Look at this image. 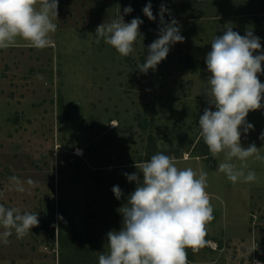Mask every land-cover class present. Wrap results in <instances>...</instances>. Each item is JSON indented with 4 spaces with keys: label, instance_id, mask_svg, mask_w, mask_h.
<instances>
[{
    "label": "rangeland",
    "instance_id": "obj_1",
    "mask_svg": "<svg viewBox=\"0 0 264 264\" xmlns=\"http://www.w3.org/2000/svg\"><path fill=\"white\" fill-rule=\"evenodd\" d=\"M149 3L155 20L142 11ZM161 5L185 39L145 74L138 65L159 37ZM120 14L126 23L143 21V39L127 57L95 35ZM55 22L53 47L18 40L0 50V203L39 213L23 239L13 233L0 242V264H99L107 233L122 228L119 209L137 186L125 173L142 180L135 164L157 153L208 174L214 219L208 244L186 250L190 264H264V161H247L255 182L233 184L218 171L224 154L213 157L199 135L204 109L216 110L204 92L211 42L229 27L241 36L251 31L264 53V0H59ZM258 78L264 83V73ZM246 122L253 128H241V146L255 144L264 155V107ZM13 175L36 186L17 193Z\"/></svg>",
    "mask_w": 264,
    "mask_h": 264
},
{
    "label": "clouds",
    "instance_id": "obj_2",
    "mask_svg": "<svg viewBox=\"0 0 264 264\" xmlns=\"http://www.w3.org/2000/svg\"><path fill=\"white\" fill-rule=\"evenodd\" d=\"M58 4L59 0H0V50L17 46L18 40L37 50L53 47ZM151 8L149 3L142 11L149 20H155ZM123 11L128 14L133 9L129 6ZM166 11L161 5L159 37L147 46L148 54L138 65L142 73L155 70L167 57L170 46L185 39L177 20L173 18L170 23L164 20ZM142 23L140 18L126 23L120 14L117 19L98 25L95 35L98 41L102 38L127 57L134 52L137 39H143L139 31ZM205 63L210 76L204 92L216 110L204 109L199 117V135L213 157L224 154L218 171L229 181L253 183L257 175L255 171H245L247 161L250 158L264 161V155L255 144L241 146V128L245 133L252 129L246 117L250 111L264 107L261 103L264 83L258 78V73H264L260 38L251 31L241 36L229 27L212 40ZM260 139L264 140V134ZM135 167L142 173V180L137 173H125L128 181H135L137 186L128 196L127 204L119 209L122 228L107 233V252L99 255V264H190L186 250L197 253L208 244L207 225L214 219L206 191L207 172L178 168L174 159L163 153L136 163ZM9 181L17 193L36 186L31 178L24 181L15 175ZM112 191L120 199L119 186ZM38 215L0 203V242L8 244L13 233L17 239H23L39 225Z\"/></svg>",
    "mask_w": 264,
    "mask_h": 264
},
{
    "label": "bare ground",
    "instance_id": "obj_3",
    "mask_svg": "<svg viewBox=\"0 0 264 264\" xmlns=\"http://www.w3.org/2000/svg\"><path fill=\"white\" fill-rule=\"evenodd\" d=\"M82 152H83V151H82V149H81V148H78V150H77V152H76V153H77L78 155H81V154H82Z\"/></svg>",
    "mask_w": 264,
    "mask_h": 264
},
{
    "label": "trees",
    "instance_id": "obj_4",
    "mask_svg": "<svg viewBox=\"0 0 264 264\" xmlns=\"http://www.w3.org/2000/svg\"><path fill=\"white\" fill-rule=\"evenodd\" d=\"M208 152V150H206ZM204 155H208V153H205Z\"/></svg>",
    "mask_w": 264,
    "mask_h": 264
}]
</instances>
